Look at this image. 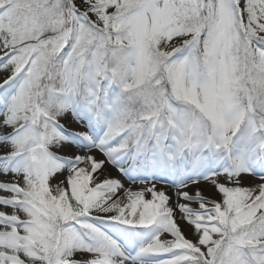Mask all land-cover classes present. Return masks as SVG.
I'll use <instances>...</instances> for the list:
<instances>
[{
	"label": "snow or ice",
	"instance_id": "snow-or-ice-1",
	"mask_svg": "<svg viewBox=\"0 0 264 264\" xmlns=\"http://www.w3.org/2000/svg\"><path fill=\"white\" fill-rule=\"evenodd\" d=\"M0 264H264V0H0Z\"/></svg>",
	"mask_w": 264,
	"mask_h": 264
}]
</instances>
